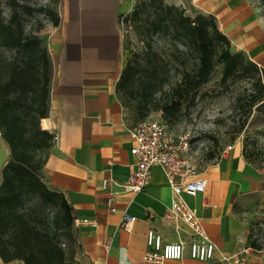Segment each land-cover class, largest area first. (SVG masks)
<instances>
[{"label": "crops", "instance_id": "1", "mask_svg": "<svg viewBox=\"0 0 264 264\" xmlns=\"http://www.w3.org/2000/svg\"><path fill=\"white\" fill-rule=\"evenodd\" d=\"M165 2L212 17L230 50L264 71V15L255 0ZM131 6V0H59L58 23L44 37L50 85L39 126L56 139L38 152L39 175L70 207L77 250L67 264H137L148 229L164 243L186 244L192 238L188 225L169 211L171 188L160 166L150 169L143 191L133 193L124 186L135 160L127 130L136 121L116 88L123 68L117 16ZM8 159L0 129V183ZM199 174L206 179L204 191L183 194V199L213 243V257L198 261L185 250L182 259L169 264H264V251L247 243L249 217L264 204V168L249 162L242 144L235 142ZM123 213L135 217L127 228L121 224ZM0 264L25 263L0 258Z\"/></svg>", "mask_w": 264, "mask_h": 264}, {"label": "rangeland", "instance_id": "2", "mask_svg": "<svg viewBox=\"0 0 264 264\" xmlns=\"http://www.w3.org/2000/svg\"><path fill=\"white\" fill-rule=\"evenodd\" d=\"M163 2L174 5L165 0ZM255 2L264 15V0ZM131 3L127 13L117 16L120 59L123 67L130 62L133 68L124 88L118 92L129 116L137 122L140 119L137 115L139 107L146 111L145 117L162 118V106L172 100L180 71L194 70L196 59L188 44L179 39L178 27L171 25L169 19L166 24L160 22L159 13L167 14L168 11L162 10L153 0H131ZM58 4L59 0H0V9L6 21L15 15L23 33L38 36L45 46V33L52 24L47 11L57 13ZM174 6L182 8L185 15L192 16L182 6ZM135 7L138 14L133 16ZM176 12L171 11L168 17L176 16ZM21 58L17 49L0 45V70L10 63L19 64ZM241 66V70L222 80V64L215 58L213 70L207 81L195 91L193 102L174 119L166 121L175 135L187 137V157L196 173L202 172L212 160L221 156L228 145L235 142L242 144L243 155L249 162L264 168V104L256 107L259 103L252 102V95L255 94L262 92L264 98V90L255 82L259 73H254L243 54ZM262 84L264 86V82ZM209 153H213V158H209ZM20 211L26 213L42 231H55L53 225L59 218V208L44 205L31 195L24 198ZM60 242L65 249L71 246L64 236L60 237ZM251 242L257 245L256 250L264 251V204L249 217L247 243L250 245ZM72 246L76 252V242Z\"/></svg>", "mask_w": 264, "mask_h": 264}, {"label": "trees", "instance_id": "3", "mask_svg": "<svg viewBox=\"0 0 264 264\" xmlns=\"http://www.w3.org/2000/svg\"><path fill=\"white\" fill-rule=\"evenodd\" d=\"M153 1L169 12L159 13L160 22L166 24L169 19L171 25L178 27L179 39L188 44L196 59L194 70L180 71L179 83L172 91V100L162 106V119L166 123L193 102L195 91L211 74L215 58L222 64L221 79L224 80L242 69V53L230 50L228 39L218 30L212 17L200 13L185 15L182 8L168 5L163 0ZM173 10L178 11L176 16L168 17ZM136 14L137 7L131 15ZM47 15L53 25L58 23L57 13L47 11ZM0 45L17 49L22 55L19 64L10 63L0 70V129L9 147V159L2 168L0 183V258L4 261L17 258L25 264H67L74 252L72 244L76 242L70 207L63 194L49 189L39 175L42 158L38 152L48 148L53 138L39 126V120L45 117L48 108L50 62L46 48L38 36L23 33L15 15L6 21L1 9ZM249 64L254 73H259L255 82L264 90V71L250 60ZM132 69L130 62L122 68L116 83L117 90L124 88ZM262 95V92L252 95V102L259 103L256 107L264 104ZM140 108H137V115L143 119L146 111ZM208 156L213 158V153ZM31 195L44 205L59 208V218L55 219L53 225L54 232L42 231L26 213L20 211L24 198ZM58 230L62 233H56ZM61 236L71 242L66 251L60 242ZM250 246L258 248L252 242Z\"/></svg>", "mask_w": 264, "mask_h": 264}, {"label": "built area", "instance_id": "4", "mask_svg": "<svg viewBox=\"0 0 264 264\" xmlns=\"http://www.w3.org/2000/svg\"><path fill=\"white\" fill-rule=\"evenodd\" d=\"M127 132L132 142L130 153L135 160L124 186L133 193L143 191L149 181L150 169L160 166L171 188L169 211L192 231L191 240L185 244L181 240L164 243L159 233L148 229L146 249L137 264H169V261L182 259L185 250L191 259L209 261L213 257L215 247L204 234L199 217L183 199V194L194 196L203 192L206 184V179L194 172L188 161L187 137L175 135L161 117L140 119L129 127ZM53 139H56L55 135ZM230 147L231 145H228L221 156L226 154ZM107 182L104 179L103 186ZM134 220L133 215L123 213L121 224L127 228Z\"/></svg>", "mask_w": 264, "mask_h": 264}]
</instances>
